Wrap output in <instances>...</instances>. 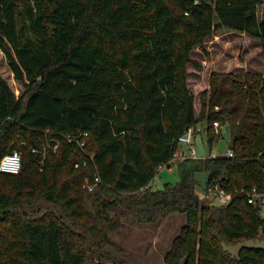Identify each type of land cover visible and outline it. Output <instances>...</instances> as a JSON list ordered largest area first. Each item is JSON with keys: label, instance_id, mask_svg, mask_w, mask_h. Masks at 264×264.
Masks as SVG:
<instances>
[{"label": "trees", "instance_id": "16d2710c", "mask_svg": "<svg viewBox=\"0 0 264 264\" xmlns=\"http://www.w3.org/2000/svg\"><path fill=\"white\" fill-rule=\"evenodd\" d=\"M194 1L0 0V50L22 85L0 73V160L21 154L17 173L0 171V264L103 260L118 206L139 223L185 214L166 264H264L263 246L227 248L264 237V72L212 71L197 114L187 69L202 68L191 53L218 29L264 53V0ZM213 120L234 155L185 158L176 183L151 188L187 127L206 124L213 144ZM253 187L255 204L240 191Z\"/></svg>", "mask_w": 264, "mask_h": 264}, {"label": "rangeland", "instance_id": "374dc122", "mask_svg": "<svg viewBox=\"0 0 264 264\" xmlns=\"http://www.w3.org/2000/svg\"><path fill=\"white\" fill-rule=\"evenodd\" d=\"M259 16L264 14V4L258 8ZM250 39V40H248ZM191 56L201 62L202 68L196 69L190 63L187 69L191 72L188 77V84L195 95V108L198 114L201 98L207 96L209 91L210 74L212 71L220 72H242V71H262L264 72V54L261 50L259 39L248 38L242 32L221 29L216 30L204 42L202 47L196 46ZM223 63V64H222ZM0 73L7 80L16 94L22 89L20 82L16 81L10 71L4 53L0 50ZM206 124H198L193 137V146L196 156L203 158L206 156H221L229 148L230 131L227 124L221 127L212 128L218 134V138L213 144L209 142L208 134L205 130ZM211 129V130H212ZM199 185L197 190L202 193L205 185L206 174L198 172L196 174ZM179 179L176 163L172 167L163 168L157 172L151 182V188H162L165 182L176 183ZM216 202H218L215 197ZM262 211L264 213V196H262ZM219 203V202H218ZM111 214L118 215L119 223L111 234L112 246L107 258L94 260L85 264H166L165 253L170 249L174 237L179 233L181 226L185 222V214L174 213L159 222L139 223L130 212L121 206L111 208ZM244 245H254L264 247V237L255 240H246L242 243L227 246L231 253H237L239 247Z\"/></svg>", "mask_w": 264, "mask_h": 264}, {"label": "built area", "instance_id": "2783aa9c", "mask_svg": "<svg viewBox=\"0 0 264 264\" xmlns=\"http://www.w3.org/2000/svg\"><path fill=\"white\" fill-rule=\"evenodd\" d=\"M195 3L197 0L194 1ZM185 13H188L185 11ZM215 109H218L217 106H215ZM222 123L219 120H213L212 121V128H215L217 131V128L221 127ZM198 128H195L193 126H189L186 128V130L179 136L178 138V147L173 153L172 158L168 161L166 164H161L158 167V171H160L163 168H171L172 164L176 163L178 161H181L185 158H194L196 156V150L193 146V137L195 130ZM206 131V128L204 129ZM83 135H87V132L83 133ZM70 141L73 140L77 146L81 149H84L85 146V140L79 139V136H74L73 138H68ZM225 156H233L234 152L232 148H228L225 153ZM90 158H93V154H89ZM86 161L84 160L82 162V165H84ZM80 163H77L78 166ZM21 167V154L20 151L17 149L12 150L11 152H8L4 154L0 160V171L4 172H11V173H17ZM99 176L95 175L93 177V180L86 178L85 179V186L88 190H91L98 182H99ZM242 193H244L247 197V201L249 203L255 204L257 202V198L261 196V194L257 191L255 187L251 188L250 190L241 189ZM219 202V204H227L231 200V194L226 192L222 188H216V196H215Z\"/></svg>", "mask_w": 264, "mask_h": 264}, {"label": "crops", "instance_id": "0c3cea01", "mask_svg": "<svg viewBox=\"0 0 264 264\" xmlns=\"http://www.w3.org/2000/svg\"><path fill=\"white\" fill-rule=\"evenodd\" d=\"M243 33V32H242ZM244 35H247L246 33H243ZM248 36V38H252V39H257V38H253V37H250L249 35H247ZM248 40H250V39H248ZM261 50H262V48H261ZM264 54V53H263ZM223 64V63H222ZM205 129V128H204ZM204 129H202L201 127L199 128V131H202V130H204ZM206 132H207V130H206Z\"/></svg>", "mask_w": 264, "mask_h": 264}]
</instances>
